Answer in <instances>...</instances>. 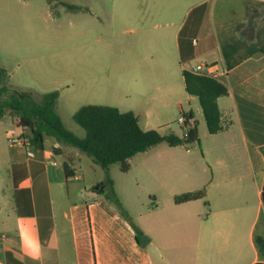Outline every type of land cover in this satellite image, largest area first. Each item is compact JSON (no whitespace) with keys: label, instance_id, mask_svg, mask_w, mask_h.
Masks as SVG:
<instances>
[{"label":"crops","instance_id":"crops-1","mask_svg":"<svg viewBox=\"0 0 264 264\" xmlns=\"http://www.w3.org/2000/svg\"><path fill=\"white\" fill-rule=\"evenodd\" d=\"M195 2L182 11L146 10L131 31L149 34L138 64L146 67L148 88L121 102L131 109L105 106L134 112L145 130H159L168 111L178 109L192 115L198 130L195 110L204 112L187 92L183 74L189 71L227 88L217 99L222 129H208L207 144L198 135L189 147L159 145L130 159L124 173L136 166L139 200L128 194L137 211L127 219L98 196L94 188L102 182L87 183L78 174L85 154L53 138L34 146V159L11 148L10 137L31 131L15 121L18 130L6 136L0 160V264L264 263L258 243L264 242V0ZM192 145L208 147L199 155ZM200 190L204 198L175 202ZM132 223L149 238L146 245H139Z\"/></svg>","mask_w":264,"mask_h":264},{"label":"rangeland","instance_id":"rangeland-1","mask_svg":"<svg viewBox=\"0 0 264 264\" xmlns=\"http://www.w3.org/2000/svg\"><path fill=\"white\" fill-rule=\"evenodd\" d=\"M63 2L74 7L68 8ZM194 3L195 0H0V67L7 70L8 86L13 89L39 95L58 91L57 112L69 130L84 137L85 131L73 119L81 107L112 105L131 109L121 102L141 96L139 90L148 88L146 67L138 64L146 58L149 34L145 30L132 32L131 28L138 26L146 10L182 11ZM178 75L182 82V75ZM182 92L183 107L188 111V93L181 85ZM194 104L200 108L197 99ZM195 114L199 138L207 144L210 133L201 109ZM180 116L178 109L168 111L159 131L183 136L186 128L179 123ZM14 119L8 114L0 121V160L5 156L6 136L18 130ZM47 139L52 142L51 137ZM159 145L169 149L165 142ZM204 147L208 146L192 145L190 151L202 155ZM133 163L137 165L135 159ZM77 169L87 183L107 179V172L100 166L94 168L88 157H83ZM135 171V165L133 171L124 173L119 164H113L109 173L117 179L128 208L122 205L121 213L127 219L135 217L137 210L131 203L139 200L134 187ZM128 194L136 196V200H130ZM98 196L119 210L109 188L100 189Z\"/></svg>","mask_w":264,"mask_h":264},{"label":"trees","instance_id":"trees-1","mask_svg":"<svg viewBox=\"0 0 264 264\" xmlns=\"http://www.w3.org/2000/svg\"><path fill=\"white\" fill-rule=\"evenodd\" d=\"M63 5L68 8L74 7L64 2ZM183 75L187 92L200 101L209 131L211 133L220 131L222 126L217 99L227 94V88L206 76L189 71H184ZM8 78L7 70L0 67V120L8 114L14 115L18 126L28 127L32 131V143L35 147H42L45 138L51 137L63 148H74L91 158L94 164L107 172V179L94 189L99 191L101 187L109 188L120 211L122 204L115 193L114 181L109 174L113 164H119L122 172H128L130 159L160 143L165 142L171 147H189L199 141L196 126L188 125L183 136L173 133L163 135L157 129L145 130L134 112H121L116 107L105 105H86L73 115L74 121L85 131V136L79 137L65 126L56 110L60 97L58 91L39 95L33 91L16 90L8 86ZM183 115L187 119H192L191 114ZM262 151L264 154V148ZM64 167L67 177H70L69 162ZM205 195V190L184 193L176 196L175 202L181 204L194 201L204 198ZM132 226L139 245H146L149 238L135 223H132ZM258 243L261 248L264 247L263 240L258 239Z\"/></svg>","mask_w":264,"mask_h":264},{"label":"built area","instance_id":"built-area-1","mask_svg":"<svg viewBox=\"0 0 264 264\" xmlns=\"http://www.w3.org/2000/svg\"><path fill=\"white\" fill-rule=\"evenodd\" d=\"M202 69V66H197L195 71H200ZM179 123L184 126L185 128L189 126H194V123L192 119H187L183 114L179 117ZM32 131H30V134H21L17 136H12L8 139L9 146L11 148H20L25 150L26 155L29 159L35 158V151H34V145L32 143Z\"/></svg>","mask_w":264,"mask_h":264},{"label":"water","instance_id":"water-1","mask_svg":"<svg viewBox=\"0 0 264 264\" xmlns=\"http://www.w3.org/2000/svg\"><path fill=\"white\" fill-rule=\"evenodd\" d=\"M100 189H101V191L103 190V188H102V187H101Z\"/></svg>","mask_w":264,"mask_h":264}]
</instances>
